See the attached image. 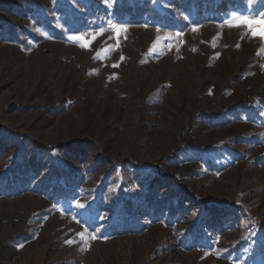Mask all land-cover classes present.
<instances>
[{"label": "rangeland", "instance_id": "rangeland-1", "mask_svg": "<svg viewBox=\"0 0 264 264\" xmlns=\"http://www.w3.org/2000/svg\"><path fill=\"white\" fill-rule=\"evenodd\" d=\"M234 18L264 0H0V264H264V39ZM135 173L179 220L122 212Z\"/></svg>", "mask_w": 264, "mask_h": 264}, {"label": "trees", "instance_id": "trees-1", "mask_svg": "<svg viewBox=\"0 0 264 264\" xmlns=\"http://www.w3.org/2000/svg\"><path fill=\"white\" fill-rule=\"evenodd\" d=\"M222 7L224 8L222 3L215 7L214 11L216 12V15H220V11L218 10ZM86 147L88 146L75 147V149L78 150L75 153L76 162L84 158L87 150ZM132 178L134 181L133 185L135 186V191L132 193L130 198H127V200L123 201L120 205V209L128 218H132L136 214L134 211L141 212L145 218L150 216H161L162 218L168 217L169 219L178 218V220L181 218L184 210H180V204L183 203L182 198L184 197H182V193H180L181 191L179 190L176 181L169 180L168 182H165L161 177H143L137 173L133 174ZM71 179L76 180V177L72 176ZM165 184H169L171 186L168 191L164 188ZM218 217L219 214L216 215L215 219L217 220ZM214 224L215 221L210 227L212 232L226 230L229 228L226 227L221 229L220 226Z\"/></svg>", "mask_w": 264, "mask_h": 264}, {"label": "snow or ice", "instance_id": "snow-or-ice-1", "mask_svg": "<svg viewBox=\"0 0 264 264\" xmlns=\"http://www.w3.org/2000/svg\"><path fill=\"white\" fill-rule=\"evenodd\" d=\"M240 21L241 23H243L245 26L249 27L250 32L252 33L253 36L259 35L261 39H264V30H262L260 33H256L253 28H252V21L248 20L247 18H234L232 22H230V26L236 24L237 21ZM262 28H264V24L261 25ZM113 30L117 33V37H119L120 32L123 31L122 28L117 27V26H113ZM114 67L116 65H113ZM93 239L95 237H92ZM68 243H73V241H68Z\"/></svg>", "mask_w": 264, "mask_h": 264}]
</instances>
